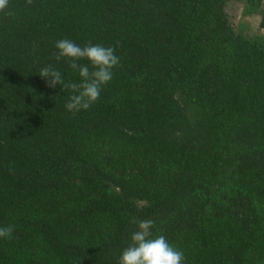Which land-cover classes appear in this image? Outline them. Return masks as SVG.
<instances>
[{
    "label": "trees",
    "instance_id": "obj_1",
    "mask_svg": "<svg viewBox=\"0 0 264 264\" xmlns=\"http://www.w3.org/2000/svg\"><path fill=\"white\" fill-rule=\"evenodd\" d=\"M262 4L9 0L0 226L14 232L0 240V264H118L143 219L184 264H264V35L244 31ZM64 38L120 58L74 115L70 91L38 74L66 71L54 56Z\"/></svg>",
    "mask_w": 264,
    "mask_h": 264
},
{
    "label": "clouds",
    "instance_id": "obj_2",
    "mask_svg": "<svg viewBox=\"0 0 264 264\" xmlns=\"http://www.w3.org/2000/svg\"><path fill=\"white\" fill-rule=\"evenodd\" d=\"M8 8L9 0H0V12ZM54 48L55 59L65 61L66 71L75 74L79 82H71L66 78V71L51 65L42 67L38 74L49 87L60 86V90L70 91L64 105L67 112L74 115L88 110L100 98L120 63L115 48L91 42L81 46L68 38L57 40ZM153 228L151 219L137 221V230L122 248L118 264H184L183 251L173 246L164 235L155 234ZM13 232L14 226H0V240L12 239Z\"/></svg>",
    "mask_w": 264,
    "mask_h": 264
},
{
    "label": "crops",
    "instance_id": "obj_3",
    "mask_svg": "<svg viewBox=\"0 0 264 264\" xmlns=\"http://www.w3.org/2000/svg\"><path fill=\"white\" fill-rule=\"evenodd\" d=\"M245 25L248 26V28H250V25L254 26L255 29L260 32V34L264 35V0L261 7V14L255 19L248 20Z\"/></svg>",
    "mask_w": 264,
    "mask_h": 264
},
{
    "label": "water",
    "instance_id": "obj_4",
    "mask_svg": "<svg viewBox=\"0 0 264 264\" xmlns=\"http://www.w3.org/2000/svg\"><path fill=\"white\" fill-rule=\"evenodd\" d=\"M243 4L238 5V9L233 11V15H236V19L234 21L235 25H238L242 18Z\"/></svg>",
    "mask_w": 264,
    "mask_h": 264
},
{
    "label": "rangeland",
    "instance_id": "obj_5",
    "mask_svg": "<svg viewBox=\"0 0 264 264\" xmlns=\"http://www.w3.org/2000/svg\"><path fill=\"white\" fill-rule=\"evenodd\" d=\"M235 19H236V15H234L233 17H232V20L233 21H235ZM241 21V20H240ZM240 23V22H239ZM239 25V24H238ZM250 28H248V26H244V31L245 30H247V31H252L254 34H257V33H260L259 31H257V29H255V27L254 26H249Z\"/></svg>",
    "mask_w": 264,
    "mask_h": 264
}]
</instances>
